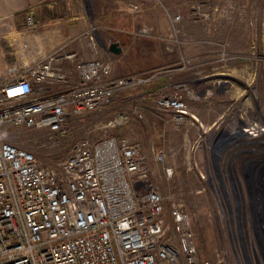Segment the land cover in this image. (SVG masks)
Wrapping results in <instances>:
<instances>
[{
	"label": "rangeland",
	"instance_id": "374dc122",
	"mask_svg": "<svg viewBox=\"0 0 264 264\" xmlns=\"http://www.w3.org/2000/svg\"><path fill=\"white\" fill-rule=\"evenodd\" d=\"M71 2L72 13L87 23L80 32L97 42H124L114 75L170 71L115 92L100 108L69 112L62 135L8 127L5 138L50 165L80 139L137 141L160 191L178 196L190 214L201 258L264 264V0ZM131 3L139 5L137 12ZM170 14L180 17L174 27ZM16 35L0 28V79L26 76L35 62L29 48L26 60L17 53ZM62 88L55 83L47 90ZM158 93L180 97L183 119L159 107ZM119 114L129 120L111 124ZM154 147L164 151L162 164L153 159ZM163 165L173 169L168 178Z\"/></svg>",
	"mask_w": 264,
	"mask_h": 264
},
{
	"label": "built area",
	"instance_id": "2783aa9c",
	"mask_svg": "<svg viewBox=\"0 0 264 264\" xmlns=\"http://www.w3.org/2000/svg\"><path fill=\"white\" fill-rule=\"evenodd\" d=\"M139 8L129 5L132 12ZM179 18L168 15L172 27ZM24 25L36 28L31 9ZM88 40L96 46L92 34ZM120 55L77 60V81L57 91L47 89L65 83L68 74L56 50L42 55L26 76L0 83V264H213L199 256L190 214L178 196L160 191L137 141L114 135L80 139L50 165L5 138L8 127L62 135L69 112L100 108L115 92L170 71L114 75ZM157 103L176 120L186 114L176 94L158 93ZM128 120L119 114L110 123ZM152 154L162 164L163 149L154 147ZM162 170L167 178L173 174L169 165Z\"/></svg>",
	"mask_w": 264,
	"mask_h": 264
},
{
	"label": "crops",
	"instance_id": "0c3cea01",
	"mask_svg": "<svg viewBox=\"0 0 264 264\" xmlns=\"http://www.w3.org/2000/svg\"><path fill=\"white\" fill-rule=\"evenodd\" d=\"M71 1L0 0V28H11L17 34L15 38L22 45L17 53L26 60L25 49L29 48L30 51H33L31 58L37 62L42 55L56 50L58 65L68 74L66 82L59 84L63 88L77 81L78 75L74 69V63L77 60H87L95 57L106 58L113 54L107 49V46L109 41L114 40H106L103 43L98 40L96 46H92L87 33L80 32L79 29L85 28L87 23L83 15L76 12L72 13ZM28 9H31L34 13L36 21L34 30H28L24 25V13ZM86 29L87 27L84 30ZM118 31L120 32V30ZM115 41L121 46L124 43L120 42L118 38ZM68 53L74 54L73 58L67 59L65 55ZM118 60L113 71L117 68ZM4 81L7 80L5 78L0 79V83Z\"/></svg>",
	"mask_w": 264,
	"mask_h": 264
},
{
	"label": "water",
	"instance_id": "95a60500",
	"mask_svg": "<svg viewBox=\"0 0 264 264\" xmlns=\"http://www.w3.org/2000/svg\"><path fill=\"white\" fill-rule=\"evenodd\" d=\"M107 49L113 54H120L122 47L117 41H113L110 44H108Z\"/></svg>",
	"mask_w": 264,
	"mask_h": 264
},
{
	"label": "flooded vegetation",
	"instance_id": "af4514ba",
	"mask_svg": "<svg viewBox=\"0 0 264 264\" xmlns=\"http://www.w3.org/2000/svg\"><path fill=\"white\" fill-rule=\"evenodd\" d=\"M259 166H260V165H256V164H255V167H256V168H259ZM228 185H229V190L233 193V192H234V187L232 186V184H231L230 182L228 183ZM223 189H224V188H223ZM223 191H224V190H223Z\"/></svg>",
	"mask_w": 264,
	"mask_h": 264
},
{
	"label": "bare ground",
	"instance_id": "6f19581e",
	"mask_svg": "<svg viewBox=\"0 0 264 264\" xmlns=\"http://www.w3.org/2000/svg\"><path fill=\"white\" fill-rule=\"evenodd\" d=\"M252 127H253V124H252Z\"/></svg>",
	"mask_w": 264,
	"mask_h": 264
}]
</instances>
